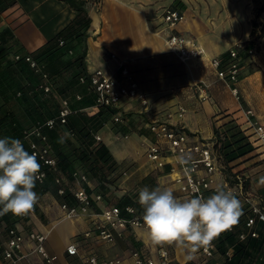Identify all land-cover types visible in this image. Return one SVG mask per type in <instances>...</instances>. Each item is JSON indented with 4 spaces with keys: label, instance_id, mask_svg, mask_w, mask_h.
I'll list each match as a JSON object with an SVG mask.
<instances>
[{
    "label": "crops",
    "instance_id": "crops-1",
    "mask_svg": "<svg viewBox=\"0 0 264 264\" xmlns=\"http://www.w3.org/2000/svg\"><path fill=\"white\" fill-rule=\"evenodd\" d=\"M170 4L171 0H100L97 4L86 0L83 4L89 24L77 45L79 44L78 48L84 52L86 70L101 68L106 73L118 77V61H123L139 88L145 93L148 102V110L143 111L136 101L124 100L121 106L123 123H112L111 119H108L96 132L119 164L131 165L117 181L119 190L114 192L115 197L127 195L132 198L131 193L137 192L132 194L137 195L134 198L137 201L139 189L146 186H143L144 182L150 189L171 188L175 196L178 194L170 171L171 167H176V164L171 163L173 159L168 157L165 165L157 169L145 156L146 146L153 139L145 127V122L150 119H164L166 112H174L181 106L184 108L181 119L177 120L176 116H173L169 122L182 125L187 132L206 140L215 138V128L224 131V124L230 119H234L238 126L244 125H241L242 106L217 77L216 70L210 64V59L215 56L221 58L222 64L226 61L225 54L230 48L231 40L208 29L206 24L191 14L189 8H176L183 12V19L176 24L174 31L192 38L204 49L202 56L180 61L175 54L167 50L164 43V36L169 30L164 26L162 12L165 7H170ZM93 10L94 17L91 15ZM76 13V10L63 0H8L6 3L1 2L0 32L9 30L23 53H28L55 36ZM110 54L114 57H110ZM246 79L247 77L241 79L240 87L242 82L246 83ZM27 81L28 79H22L24 84ZM65 83V79L59 80L58 77L56 84H51V93L57 94L58 103L60 98H68L69 103L75 104L76 108L80 107L74 95L78 92L82 95V86L68 87L66 85L69 82ZM60 89H64L63 92H58ZM2 103L4 102L0 98V106ZM92 105L93 103H90L79 109L91 115L95 110L86 108ZM17 111L27 116L22 108L16 109V113ZM4 137L11 135L7 131ZM261 149L256 148L255 152L259 153ZM259 154L264 156V153ZM76 168L82 171L77 165ZM73 183V187H76V183ZM87 184L92 193L98 192V189L94 188L96 181L90 179V175H87ZM48 186V189L42 190V187L36 184L34 191L39 199L34 205V212L28 218L16 222V226L23 231L34 230L43 233L46 236L44 245L47 251L56 256L55 264H86L84 260L89 255L95 256L98 262L118 259L117 264H130L131 251L137 247H143L155 255L158 246L151 244L144 228H128L110 243L96 238L94 232L91 236H84L83 233L90 227V220L85 217L63 218L53 185ZM131 189L134 190L129 192ZM110 204L113 203L103 199L98 208ZM70 242L75 243L77 247L75 255L65 252V247ZM163 247L169 250L172 264L184 261L185 253L175 245ZM31 248L32 243L24 241L20 251L24 257L19 264H44L41 257L31 251ZM195 255L196 258L192 261L201 264L199 253ZM216 257L218 255L203 264H220Z\"/></svg>",
    "mask_w": 264,
    "mask_h": 264
},
{
    "label": "built area",
    "instance_id": "built-area-1",
    "mask_svg": "<svg viewBox=\"0 0 264 264\" xmlns=\"http://www.w3.org/2000/svg\"><path fill=\"white\" fill-rule=\"evenodd\" d=\"M97 4L100 0H87ZM183 19V12L172 7H165L162 12V20L165 28L169 31L164 36V43L169 52L176 55L180 61H186L192 58H198L204 54V49L196 43L192 38L185 36L180 32H176L175 26ZM62 41H60V44ZM241 44H236L227 50L228 57L222 64L220 57L215 56L210 59L211 66L216 70L217 77L229 88L235 98H238L239 89L237 86L238 76L240 72L241 57L238 53ZM71 53V51H68ZM110 57H114L110 54ZM13 60H23L27 66L40 77L37 89L44 94L51 91V83L49 82L48 73L44 69V65L38 62L29 53H13ZM119 75L108 74L101 68H95L87 71L85 75L79 76V82H87L89 91L94 96L93 105L86 109L97 111L101 107L118 109L111 114L113 123H123V114L121 106L124 100H134L140 104L143 111L148 110V102L145 93L139 88V85L133 77L130 70L125 66L124 62L118 61ZM75 99H80L81 95L76 93ZM68 98H60L59 108L56 115L47 118L44 122L38 123L28 129L23 130L20 139H28L31 136L34 139L29 141L30 152L37 154L38 160L48 168L56 171L58 174L54 178V182L58 185L56 192L61 195L64 193L65 186L74 198V204L67 205L59 203L60 211L63 218L77 219L81 217L90 220V227L83 235L91 236L94 232L96 238L103 242H113L116 237L121 236L128 228H144L142 215L136 212L131 204H126L123 209L117 205L110 204L98 208L103 197L100 193H92L87 191L82 185L87 181L86 174L75 170L72 172L76 187L68 183L66 178L57 171L56 158L51 152L44 133V128L51 129L56 123L63 124L66 122L67 116L71 113ZM184 108L178 106L174 112H166L164 119H150L145 122V127L152 134L153 139L149 141L145 149L146 158L152 163L154 168H162L168 157L176 164L171 167L172 181L177 185V198L184 199L195 195L207 197L213 194L217 185H223L233 192L241 201L243 211L246 213L244 225L246 230L238 234V239L243 240L247 236L256 237L257 231L254 228L256 221L264 222V206L255 199L245 183L246 178L240 172H233V175L227 176L224 172V164L219 151L221 138L206 140L198 138L195 134L187 132L182 125L172 124L169 120L176 116L177 120L181 119ZM244 124L241 130L247 136L251 145L256 148H262L259 153H264V124L252 118L253 112L250 109L241 110ZM126 137V135H124ZM95 140H100V136L95 133ZM189 151L194 157L195 164L189 165V171H185V167L176 161V156L181 151ZM44 173V178L46 173ZM43 178V180H44ZM42 180V181H43ZM42 181H37L41 183ZM73 183V184H74ZM34 212V208L21 217H28ZM233 225L226 229L231 231ZM221 234V233H220ZM218 237V236H217ZM217 237L207 247L200 248L197 252L201 257L200 263L203 264L208 259L218 255L217 253ZM46 236L43 233L19 229L16 225L7 230L6 237L0 241V264H19L24 257L20 253L24 241L28 240L32 243L31 251L37 253L44 264H55L56 256L47 251L44 243ZM75 243L70 242L65 247L68 255L77 254ZM154 256L143 247H137L131 251L130 264H172L170 252L163 246L155 249ZM86 264H117L118 259H106L98 262L95 256H86ZM178 264H185V261ZM187 264H195L189 261ZM218 264V263H213Z\"/></svg>",
    "mask_w": 264,
    "mask_h": 264
},
{
    "label": "trees",
    "instance_id": "trees-1",
    "mask_svg": "<svg viewBox=\"0 0 264 264\" xmlns=\"http://www.w3.org/2000/svg\"><path fill=\"white\" fill-rule=\"evenodd\" d=\"M6 1L8 0H0V8L1 2L6 3ZM63 1L76 10L77 13L74 18L45 44L28 53L44 65L52 85L56 84L58 77L59 80L61 78L65 79L66 83L69 82L66 85L68 87L81 85L83 88L82 95L80 99L76 100L79 101L77 105L85 106L94 102V96L89 91L87 82H79V76L87 73L83 61L84 52L78 48L79 44L77 45V42L83 38L89 24L83 5L86 0ZM259 10H264V5L260 6ZM60 41H62L61 44ZM69 50L71 53L68 52ZM17 52L23 53L22 48L17 44L12 33L4 29L0 32V98L4 102L0 106V138H4L7 131L12 138H21L23 130L56 115L59 108L57 102V107L54 105L51 109L46 98L48 94L37 89L40 82L39 75L37 74L36 77V73L23 60L11 58V55ZM8 54L10 55L8 56ZM225 55L228 57V53ZM23 78L28 79L26 84L22 83ZM63 90L60 89L58 92H63ZM69 106L72 111L67 116L66 122L63 124L56 123L51 129L44 128L51 152L56 158L57 171L66 178L68 183L72 184L74 181L72 172L77 170L76 165L79 166L82 173L86 176L90 175V179L96 181L94 188L98 189L97 193H100L102 197H107L111 190L106 185L113 183L112 177L120 164L113 158L105 144L100 140H95L94 134L118 109L101 107L93 114L87 115L80 111L81 106L76 108L75 104L72 103H69ZM18 108H22L30 118V120L28 119L29 127H25L18 118L16 113ZM224 125V131L215 128L214 133L215 138L222 136L219 151L224 164L223 170L229 177L233 175L231 168L233 161L245 156L255 148L238 124L228 121ZM62 137L63 142H60ZM31 139L34 137L31 136L22 140L25 149L29 152ZM39 163L41 170L45 171L46 177L41 183L37 182L36 184H39L42 190L48 189V185H53L52 188L57 194L58 185L54 182V178L58 173L43 165L40 160ZM82 185L87 191H92L87 181ZM57 195L59 203L74 204V198L68 190V185L65 186L63 194ZM114 200L113 204L121 209L126 204H131L136 212L143 213L138 202L127 195L119 196ZM26 218L28 217H21L12 213L0 215V226H3L0 230V241L6 237L9 228L15 226L19 220ZM245 218L246 213L243 211L238 222L233 225V229L231 231L224 230L217 237V253L222 258L220 264H264V222H255L256 237L247 236L245 239L239 240V232L246 230Z\"/></svg>",
    "mask_w": 264,
    "mask_h": 264
},
{
    "label": "clouds",
    "instance_id": "clouds-1",
    "mask_svg": "<svg viewBox=\"0 0 264 264\" xmlns=\"http://www.w3.org/2000/svg\"><path fill=\"white\" fill-rule=\"evenodd\" d=\"M176 161L185 171L195 164L192 153L183 150ZM43 178L35 152L27 151L20 139L0 138V215H25L32 210L39 199L34 188ZM137 202L143 209V227L151 244L175 245L185 253V264L243 214L241 201L223 185H217L207 197L184 199L177 198L171 188L144 186L139 189Z\"/></svg>",
    "mask_w": 264,
    "mask_h": 264
},
{
    "label": "rangeland",
    "instance_id": "rangeland-1",
    "mask_svg": "<svg viewBox=\"0 0 264 264\" xmlns=\"http://www.w3.org/2000/svg\"><path fill=\"white\" fill-rule=\"evenodd\" d=\"M262 5H264V0H171L170 7L181 10L189 8L191 14L206 24L208 29L223 37H228L231 40L230 47L241 44L238 50L241 63L237 82L239 94L236 101L243 109H250L253 112L254 120L264 124V10H259ZM243 77H247L246 83L242 82L240 87L239 84ZM49 82H51L50 78ZM56 95L48 93L46 96L51 109L57 105L58 96ZM17 116L25 127H29L26 116L21 115L19 111H17ZM241 117L243 119L242 115ZM229 121L236 124L234 119ZM130 166L125 163L119 165L112 177L113 183L106 185L111 190L107 197H103L106 202L114 203V199L118 198L114 194L116 190H119L116 183L130 169ZM231 168L232 172L238 171L246 178L245 182L252 195L261 206H264V183L261 182L264 178V156H260L254 149L234 160ZM144 185L147 186V183L144 182ZM132 194H137V192L131 193V199L135 201L134 198L137 195ZM56 198L58 202L57 194ZM2 228L1 225L0 230ZM218 257L216 260L221 262L222 258Z\"/></svg>",
    "mask_w": 264,
    "mask_h": 264
},
{
    "label": "water",
    "instance_id": "water-1",
    "mask_svg": "<svg viewBox=\"0 0 264 264\" xmlns=\"http://www.w3.org/2000/svg\"><path fill=\"white\" fill-rule=\"evenodd\" d=\"M91 15H92L93 17L95 16V11H94V10L92 11Z\"/></svg>",
    "mask_w": 264,
    "mask_h": 264
}]
</instances>
